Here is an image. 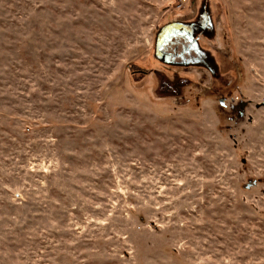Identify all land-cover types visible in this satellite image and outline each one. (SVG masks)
Segmentation results:
<instances>
[{"label":"rangeland","instance_id":"1","mask_svg":"<svg viewBox=\"0 0 264 264\" xmlns=\"http://www.w3.org/2000/svg\"><path fill=\"white\" fill-rule=\"evenodd\" d=\"M180 4L0 0V264H264V0Z\"/></svg>","mask_w":264,"mask_h":264},{"label":"flooded vegetation","instance_id":"2","mask_svg":"<svg viewBox=\"0 0 264 264\" xmlns=\"http://www.w3.org/2000/svg\"><path fill=\"white\" fill-rule=\"evenodd\" d=\"M204 12H200L197 16L194 18H191L188 20V24L183 22H171L175 23L174 27L168 28L166 32L164 31L163 34L170 35L171 37L168 40L169 46L168 50L164 51V56L167 58H163V61L165 63L170 64L171 66H192V65H199L207 70H210L212 74H215V70L213 69L212 64L209 61V56L207 53H203L198 51L196 48V45L198 42V39L195 38L196 35L199 33L203 34H211V31L216 28L215 23H213L209 20L210 16ZM172 26V25H171ZM181 29L179 33H176V37L172 35L177 30ZM164 34V35H165ZM186 36V37H184ZM171 50L170 52H168ZM192 52L195 53V55L192 54ZM172 58L169 62L168 58Z\"/></svg>","mask_w":264,"mask_h":264},{"label":"built area","instance_id":"3","mask_svg":"<svg viewBox=\"0 0 264 264\" xmlns=\"http://www.w3.org/2000/svg\"><path fill=\"white\" fill-rule=\"evenodd\" d=\"M187 1L188 0H181V4L179 5V8L183 7Z\"/></svg>","mask_w":264,"mask_h":264}]
</instances>
